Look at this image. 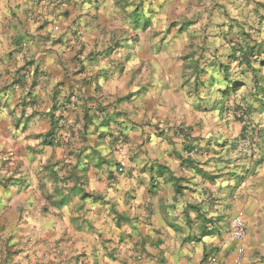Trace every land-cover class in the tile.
Listing matches in <instances>:
<instances>
[{"label": "crops", "instance_id": "1", "mask_svg": "<svg viewBox=\"0 0 264 264\" xmlns=\"http://www.w3.org/2000/svg\"><path fill=\"white\" fill-rule=\"evenodd\" d=\"M127 1L0 0L2 107L17 109L19 147L35 156L11 180L20 184L10 192L22 202L13 205L18 228L44 239L34 248L47 250L48 264H236L239 247L241 264H264V163L241 178V162L226 160L236 153L228 143L181 134L195 115L182 101L181 58L175 73L161 39L157 51L140 39L142 53L102 33L132 8ZM216 3L217 14L248 22L245 30L259 24L252 37L264 41V0ZM53 115L62 116L59 128L44 144ZM240 212L247 235L235 241Z\"/></svg>", "mask_w": 264, "mask_h": 264}, {"label": "rangeland", "instance_id": "2", "mask_svg": "<svg viewBox=\"0 0 264 264\" xmlns=\"http://www.w3.org/2000/svg\"><path fill=\"white\" fill-rule=\"evenodd\" d=\"M117 1L123 8L128 3L127 0ZM130 2L133 10L127 8L116 12L119 16L111 22V26H106L108 30L105 29L102 33L117 36L119 40L117 45L121 44V40H127V47L136 51L141 50L142 53L147 51L148 47L145 46L148 45L140 48L138 44L140 39L149 41L150 50L155 51L158 47L154 39H161L164 43L160 48L164 46L165 51L171 52L174 56L170 57L174 58L175 64L172 63L171 67H174L175 73L178 71L177 63L181 58L185 87L182 101L183 105L190 101L193 106L190 115L195 114L193 121L180 124L181 134L186 138L197 132L196 137H200L199 132L205 133L206 137L210 134L207 137L208 144L214 148L228 143L229 151L236 153L231 156L227 154L226 160L229 163L241 162L240 166H243L244 172L241 178L255 174L253 171L259 163V158L262 157L264 163V65L256 64L255 68L260 70L251 71L240 67L237 60L229 62L228 55L232 53L231 40L236 41L245 37V33L259 36L260 25L252 28L254 31L249 27L245 30L248 22L232 16V11L224 9L217 14L216 0H130ZM222 14L228 21L220 26ZM178 51H181L182 55H177ZM192 55L194 59L191 58ZM226 64L229 67L228 74L226 70L225 72L222 70ZM227 77L235 81L233 85L227 84ZM212 83L214 86H211ZM221 89H225L226 96L221 94ZM1 97L2 94H0V260L3 264H48V260H45L47 250L42 252V249L39 251L34 248L44 239H37L28 230L18 228L23 217H18L13 205L20 206L22 202L13 203L19 197L18 194L11 195L10 192L20 190V184L12 186L14 184L11 180L15 174L24 172L21 168L34 163L35 156L24 154L19 147L21 122L15 115L17 109L5 113ZM182 115L186 117L188 112ZM52 264H56V261L53 260Z\"/></svg>", "mask_w": 264, "mask_h": 264}, {"label": "trees", "instance_id": "3", "mask_svg": "<svg viewBox=\"0 0 264 264\" xmlns=\"http://www.w3.org/2000/svg\"><path fill=\"white\" fill-rule=\"evenodd\" d=\"M231 44H232V53L228 55V57L230 58L229 62H232L233 60H237L239 61V66L241 67H245L251 71H256L258 72L260 70V68H255L256 64L258 65H264V58H262V54H264V41L262 40H257V38L252 37L251 34H246L245 33V37L239 38L236 41L235 40H231ZM192 59H194L193 55L191 56ZM199 65V63H197V66ZM215 65V63H214ZM223 65V64H220ZM225 68H222L223 72H225L226 70V74H228V65H224ZM227 80V84L228 85H233L235 81H231L229 80V77L226 78ZM260 82L258 81V84ZM211 86H214V83L211 84ZM220 86V85H219ZM221 87V86H220ZM237 89V87L235 88ZM263 90V88H262ZM264 91V90H263ZM221 94L223 96H226V92L225 89H221ZM264 103V101H263ZM62 116L60 115L59 117H55V115L52 116L53 118V122H52V128L51 130L44 135L43 138V143L47 144V143H51V139L53 138L54 134L56 133L57 129L59 128V124H60V118ZM188 150H192V148H188ZM261 157V156H260ZM259 163L263 162V158H259ZM184 162V161H183ZM190 165V163H189ZM215 177V176H214ZM182 185L177 184L176 185V191L177 193H181V189H182ZM60 191V190H59ZM66 201V199L63 197L60 200H58L56 202V205L60 206L62 203H64ZM212 220L209 218H205L204 222H203V230L205 231H212V229H208L207 230V222H211Z\"/></svg>", "mask_w": 264, "mask_h": 264}, {"label": "built area", "instance_id": "4", "mask_svg": "<svg viewBox=\"0 0 264 264\" xmlns=\"http://www.w3.org/2000/svg\"><path fill=\"white\" fill-rule=\"evenodd\" d=\"M75 99V96H72V100ZM126 143V136L124 134H119V146L122 147ZM123 167L119 168V171H123ZM209 229L213 228V224L210 223L208 225ZM247 235V223L244 219L243 214L240 212L236 216L233 217L231 221V227H230V232H229V237L235 241H242L246 238ZM244 252L243 247H239L238 249V257L236 258V264H241V258H242V253ZM137 256H141L138 254ZM214 258H210L209 264L214 263Z\"/></svg>", "mask_w": 264, "mask_h": 264}]
</instances>
